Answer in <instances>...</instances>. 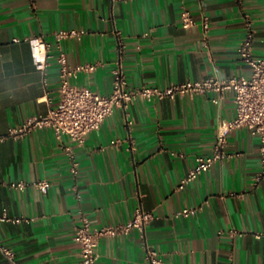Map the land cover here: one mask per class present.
<instances>
[{"label": "crops", "instance_id": "1", "mask_svg": "<svg viewBox=\"0 0 264 264\" xmlns=\"http://www.w3.org/2000/svg\"><path fill=\"white\" fill-rule=\"evenodd\" d=\"M182 9L192 26L181 25ZM61 29L85 32L58 42ZM249 30L254 54L264 56V0H0V178L26 182L22 190L0 185V217L11 219L0 221V243L14 263L80 264L73 232L84 218L99 229L127 222L141 206L153 214L144 231L100 237L98 264H150L148 250L163 264H264L258 136L245 127L229 131L230 156L177 188L196 157L211 154L221 123L234 118L230 90L218 102L213 91L136 99L115 107L83 143L58 139L48 127L7 136L57 105L60 50L70 66L95 65L68 77L71 84L108 94L118 42L129 86L164 87L248 75L237 48ZM34 35L50 44L45 85L26 40ZM40 180L49 183L45 192L34 185ZM184 207L194 212L180 214ZM14 263L0 251V264Z\"/></svg>", "mask_w": 264, "mask_h": 264}, {"label": "built area", "instance_id": "2", "mask_svg": "<svg viewBox=\"0 0 264 264\" xmlns=\"http://www.w3.org/2000/svg\"><path fill=\"white\" fill-rule=\"evenodd\" d=\"M181 25L185 28L192 26L195 21L188 9L180 12ZM201 24L205 30L209 25V19L203 15ZM84 30H58L54 33L55 39L60 40L67 37L81 36ZM14 41L17 38L13 39ZM30 46L31 58L34 67L43 74V84H46L45 70L49 65V42L40 35L26 37ZM254 36L252 31H247L240 42L237 53L240 60L250 68L248 75L232 76L223 78L211 76L203 80H186L181 83H173L160 87L157 85L129 86L121 67L122 45L118 42V60L112 70V88L108 94H101L85 87L71 84L68 77L75 78L80 72L90 73L94 71L95 65L90 63H78L70 66L66 63L64 52L61 50L55 60L59 66V86L57 105L50 108L45 115H31L18 126L11 127L7 136L19 138L31 130L44 127L51 128L56 138L65 134L70 141L83 143L86 135L96 129L101 122L108 117L117 106L125 108L136 99L158 100L164 97L174 98L177 95L193 97L198 94L213 91L217 94L212 99L218 102L221 94L230 90L233 93L235 116L233 119L221 123L216 135L212 152L208 156H197L195 165L179 181L177 188L183 189L187 183L192 182L198 174L206 171L215 161L229 157L226 152L227 134L229 131L245 127L251 134L259 138V157L261 171L259 175L264 176V56H257L253 52ZM4 137L0 136V140ZM115 142V141H112ZM69 152L71 167L75 173L77 162ZM0 185H8L11 188L22 190L26 182L5 181L0 178ZM34 185L42 192L48 189V181L40 180ZM194 212L192 207H184L180 214L188 215ZM153 214L144 210L141 206L135 208L134 213L127 222L106 225L99 229H91L89 221L84 218L82 223L75 227L73 240L79 247L80 264H98L97 246L99 238L105 235H118L127 233L132 228L144 231L146 224L152 219ZM11 220L6 213L0 217V221ZM19 221V219H14ZM0 251L14 263V253L11 248L0 243ZM146 258L150 264H163L154 250H148ZM15 264V263H14Z\"/></svg>", "mask_w": 264, "mask_h": 264}]
</instances>
